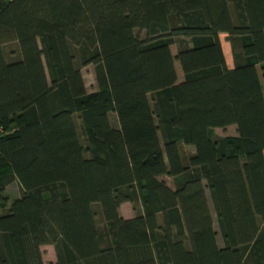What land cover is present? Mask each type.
Returning <instances> with one entry per match:
<instances>
[{"label":"trees","instance_id":"1","mask_svg":"<svg viewBox=\"0 0 264 264\" xmlns=\"http://www.w3.org/2000/svg\"><path fill=\"white\" fill-rule=\"evenodd\" d=\"M0 208V264H264V0H0Z\"/></svg>","mask_w":264,"mask_h":264},{"label":"rangeland","instance_id":"2","mask_svg":"<svg viewBox=\"0 0 264 264\" xmlns=\"http://www.w3.org/2000/svg\"><path fill=\"white\" fill-rule=\"evenodd\" d=\"M136 33L138 35H140L141 37H145L146 36V31L144 29H139L136 28ZM221 39L223 42V46H224V50L226 53V57L227 60L229 61L230 65H233V50H232V45L230 40L228 39V34L227 33H221ZM180 46L179 42L173 43L171 45V49L174 55L177 54L178 52V48ZM15 48L16 44L12 43L10 48ZM9 48V49H10ZM175 66L178 72V78L179 80H183L184 78V73L180 64V61L176 58L175 59ZM83 71V75L85 77V81H86V85L88 90H94L98 88V83H97V79H96V74H95V66L94 64H88L86 66H84L82 68ZM110 117H111V121L112 123H114L115 125H117L118 127L120 126V122L117 116L116 112H111L110 113ZM81 127H80V131H81ZM237 134V126L236 124H230L226 127H216L214 129L213 132V136L214 137H222V136H226V135H235ZM83 141H85V137L82 136ZM180 147H181V151H182V155L185 159H187V157L193 153L195 151V146L194 145H188V144H184L182 141H180ZM161 178L165 179L171 186H175V178L172 175L169 174H163L161 176ZM23 192L22 186L19 182V180H14L13 182H11L7 189H6V195L8 196V205L13 201V199H15V197L20 196ZM208 197H209V192H208ZM130 206H131V211L128 213L126 211V209L124 207H120L121 212H123V214H126L128 216V214H130L131 216L136 215L137 214V210L134 209V203L128 201ZM209 202H210V207H211V211L213 214V218H214V226L218 231V241L219 243L222 245L223 244V238L221 236L220 233V229H219V224H218V220H217V215H216V211L213 207V203L211 198L209 197ZM141 205H139L140 207ZM95 209L97 210L98 214V221L100 224H102L103 222V216L101 213V209L99 205L95 206ZM3 211V208H0V212ZM42 251H43V257H44V261L45 264H52L57 262V255H56V249L54 244L52 243H47V244H43L42 245Z\"/></svg>","mask_w":264,"mask_h":264},{"label":"crops","instance_id":"3","mask_svg":"<svg viewBox=\"0 0 264 264\" xmlns=\"http://www.w3.org/2000/svg\"><path fill=\"white\" fill-rule=\"evenodd\" d=\"M228 64L230 65L229 61H228ZM231 66H232V65H231ZM121 206L124 207L128 213H129V212L131 211V209H132L128 201L123 202V203L121 204ZM121 206H120V207H121ZM120 213H121L123 216H125V217H132L130 214H128V216H127L126 214H123V212H121V209H120ZM133 216H134V215H133ZM55 263H56V262H55Z\"/></svg>","mask_w":264,"mask_h":264}]
</instances>
